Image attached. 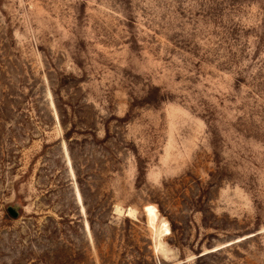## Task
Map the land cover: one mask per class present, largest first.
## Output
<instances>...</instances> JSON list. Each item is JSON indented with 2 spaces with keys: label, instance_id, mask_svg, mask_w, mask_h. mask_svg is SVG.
I'll return each mask as SVG.
<instances>
[{
  "label": "rangeland",
  "instance_id": "1",
  "mask_svg": "<svg viewBox=\"0 0 264 264\" xmlns=\"http://www.w3.org/2000/svg\"><path fill=\"white\" fill-rule=\"evenodd\" d=\"M0 264H264V0H0Z\"/></svg>",
  "mask_w": 264,
  "mask_h": 264
},
{
  "label": "bare ground",
  "instance_id": "2",
  "mask_svg": "<svg viewBox=\"0 0 264 264\" xmlns=\"http://www.w3.org/2000/svg\"><path fill=\"white\" fill-rule=\"evenodd\" d=\"M77 198H78V200L80 201V196H79L78 193H77ZM116 210H119V209L116 208ZM132 214H133L132 210L129 209L128 212H127V215L130 216V215H132ZM148 218H149V222H150L151 225H154V223L158 220V217H156V216H148ZM158 225H159V227H158V229H157V232H158V235H159V236H161L162 234H163V235H166V234L169 233V227H168V224H167L164 220H161L160 224H158ZM156 227H157V226H156ZM158 238H159V237H158ZM158 246H159L161 249L164 248V247H163V244H162L161 241H158Z\"/></svg>",
  "mask_w": 264,
  "mask_h": 264
},
{
  "label": "water",
  "instance_id": "3",
  "mask_svg": "<svg viewBox=\"0 0 264 264\" xmlns=\"http://www.w3.org/2000/svg\"><path fill=\"white\" fill-rule=\"evenodd\" d=\"M7 212L12 218H14V219L18 218V213L12 207H8Z\"/></svg>",
  "mask_w": 264,
  "mask_h": 264
}]
</instances>
